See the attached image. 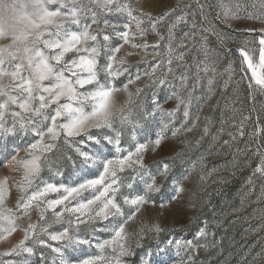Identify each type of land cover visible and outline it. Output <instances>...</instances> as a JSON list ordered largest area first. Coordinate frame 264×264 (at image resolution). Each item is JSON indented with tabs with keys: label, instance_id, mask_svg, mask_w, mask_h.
Returning <instances> with one entry per match:
<instances>
[{
	"label": "snow or ice",
	"instance_id": "1",
	"mask_svg": "<svg viewBox=\"0 0 264 264\" xmlns=\"http://www.w3.org/2000/svg\"><path fill=\"white\" fill-rule=\"evenodd\" d=\"M195 5L176 0L157 11L144 0H0V163L18 176L0 177V243L20 233L0 250V264H31L22 257L35 255L36 248L48 250L40 252L38 264H197L195 253L217 249L221 241H209L214 233L207 221L192 239L177 235L197 222L182 201L187 195L193 210L202 202L187 183L205 156L180 171L184 149L154 160V170L146 155L158 153L169 133L176 138L198 127L199 116L188 126L194 101L211 99L225 75L223 88L231 87L240 100L244 77L235 79L231 63L219 69L220 56L203 33L222 45L232 39L241 72L244 65L251 72L249 101L264 95V0ZM206 9H218L216 19L228 33L204 27ZM181 25L189 31L178 38ZM132 56L140 58L130 63ZM169 90L164 102L174 99L172 109L159 99ZM120 93L127 97L122 103ZM232 112V126L222 122L212 141L227 136L222 146L231 149L247 136L238 153L257 159L246 180L251 189L264 181V122L255 107L247 115L242 108ZM203 134H209L207 126ZM241 163L251 167L248 158L233 166ZM258 199L264 200V183ZM179 214L186 216L183 223L175 220ZM244 261L264 264V248Z\"/></svg>",
	"mask_w": 264,
	"mask_h": 264
},
{
	"label": "rangeland",
	"instance_id": "2",
	"mask_svg": "<svg viewBox=\"0 0 264 264\" xmlns=\"http://www.w3.org/2000/svg\"><path fill=\"white\" fill-rule=\"evenodd\" d=\"M176 0H144L145 7H151L154 10H160L168 5H172ZM186 3H192L195 7V0H184ZM205 0H201L204 3ZM211 3L215 4L217 0H210ZM251 2V0H249ZM228 3V0H225ZM208 11L207 21L204 22V27H216L218 31L228 33L229 30L221 23L220 20L216 19V11ZM199 15L197 20H199ZM237 27H243V23H237ZM73 30H79L73 27ZM189 31V27L181 25L180 29L177 30V36L182 37L183 33ZM207 36L208 46L214 49L220 56L219 69L223 71L228 67L229 63L232 64V68L235 72V79L240 80L244 77L242 84V92L239 101H236L233 89L231 87L223 88V79H227V75L220 80L216 91L212 95L211 99L206 101H200L199 103L194 101V107L192 108V116L188 126H191V122L195 121L199 116L198 127L193 132L187 133L186 135L172 138L171 134H168V139L163 142L162 148L158 153H147L146 162L149 167L153 170L156 165L153 163L154 160L159 161L165 156L172 154L173 149L185 150V162L181 164L180 171H187L192 169L194 162H197L201 155L205 156L203 166L197 163L196 168L192 171L191 179L187 183L188 189L195 191L197 196L201 198L202 202L197 203L196 209H188L187 202L188 196L186 195L185 200L182 201L187 216H196L197 222L189 225L185 231L178 233L186 239H192L194 230L198 225H201L204 221H207L210 225L211 231L214 233V237L210 236L209 241L220 240L221 243L217 249H212L205 252L203 249L199 250L194 254V258L197 264H245L244 258L247 255V259L251 261L252 256L264 248V230L256 231L261 225L260 219L261 210H264V200H259L260 185L264 181H257L256 185L251 189L246 184V180L251 174L252 167H255L257 162L256 158H253L248 154L247 156L242 151L248 144L247 136L238 140L236 144L231 148H225L222 146L223 139H227V136H223L218 143H213L212 136L221 127L222 122L227 121V127H231V117L233 115L232 109L242 108L245 115H247L253 107L256 108V113L261 115V120L264 122V95L256 93L255 104L249 101L247 97V82L251 77V72L244 65V71L241 72V60L239 53L236 52L237 45L232 42V39L225 40V44L222 45L217 39L216 35L211 32L203 33ZM232 37L235 38L236 33H231ZM198 34L197 39H199ZM150 42H154L156 37L149 36ZM226 48L232 49L231 53L226 52ZM151 51V49H149ZM139 56L129 57V62L134 63L139 60ZM151 57H149L150 59ZM191 62V56L188 58ZM255 63H258V51L254 55ZM135 71V69H133ZM194 71V69H193ZM259 71V69H257ZM171 94V90L168 92L159 93L160 102L166 109H172L175 107V100H168L164 102L167 95ZM206 95V92L197 90L196 95ZM149 98L151 97V91L148 92ZM127 97L123 94H119V101L122 103ZM235 102V103H234ZM202 105V107H201ZM256 113H253V121L248 122L246 125L247 131H252ZM179 118L182 119V110L179 113ZM157 120H161V117L157 116ZM163 122H167V117L163 118ZM207 126L209 134L204 136L203 128ZM189 141L186 146L182 143L184 140ZM199 141V144H197ZM254 150V149H253ZM23 155V153H21ZM246 158L250 159L251 167L241 166L236 168L234 163L242 162ZM70 167V165H69ZM213 169L215 171H213ZM204 175L205 180L201 181L200 176ZM13 177L17 174L9 171L8 168L3 167L0 163V177ZM56 180L59 179L57 175ZM14 183V181H10ZM17 191L15 188L12 189L11 195L8 198V206H14L15 197ZM55 194H53L54 196ZM243 201V203H242ZM239 211H234V210ZM148 215H155L149 212ZM36 214L33 213V219L35 220ZM175 220L183 223L186 220L184 214L175 215ZM222 221V226L216 227L215 223ZM169 225L173 223V218L169 217L166 221ZM20 238V233H16L10 238L9 242L0 243V250H4L9 247L10 243H14ZM204 242V241H201ZM54 243V242H52ZM47 249L36 248L35 255L27 256L24 255L22 258L27 259L31 264H38L40 252ZM95 249H86L87 254L95 253ZM183 255V253L181 254ZM7 259V258H4ZM19 259V258H17ZM259 264V262H257Z\"/></svg>",
	"mask_w": 264,
	"mask_h": 264
}]
</instances>
